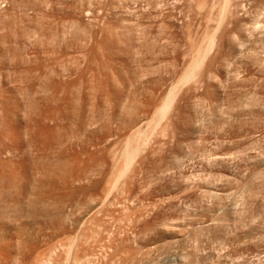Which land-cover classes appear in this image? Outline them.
<instances>
[{
    "label": "rangeland",
    "instance_id": "rangeland-1",
    "mask_svg": "<svg viewBox=\"0 0 264 264\" xmlns=\"http://www.w3.org/2000/svg\"><path fill=\"white\" fill-rule=\"evenodd\" d=\"M0 264H264V0H0Z\"/></svg>",
    "mask_w": 264,
    "mask_h": 264
},
{
    "label": "bare ground",
    "instance_id": "bare-ground-1",
    "mask_svg": "<svg viewBox=\"0 0 264 264\" xmlns=\"http://www.w3.org/2000/svg\"><path fill=\"white\" fill-rule=\"evenodd\" d=\"M167 103H168V102H165V104L162 106V108H164V107L167 105ZM165 108H166V107H165ZM165 108H164V109H165ZM161 111H163V110H161ZM135 148H136V147H135ZM135 148L131 149V151L129 152V155H128V157H127L126 163L129 162L131 156L134 154Z\"/></svg>",
    "mask_w": 264,
    "mask_h": 264
}]
</instances>
